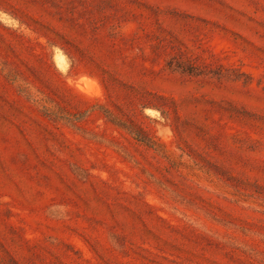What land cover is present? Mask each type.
I'll return each mask as SVG.
<instances>
[{
    "label": "rangeland",
    "instance_id": "rangeland-1",
    "mask_svg": "<svg viewBox=\"0 0 264 264\" xmlns=\"http://www.w3.org/2000/svg\"><path fill=\"white\" fill-rule=\"evenodd\" d=\"M0 264H264V0H0Z\"/></svg>",
    "mask_w": 264,
    "mask_h": 264
}]
</instances>
